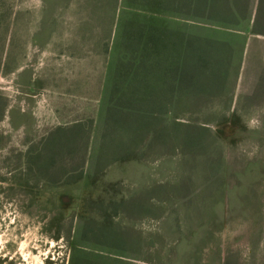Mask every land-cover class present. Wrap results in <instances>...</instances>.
Returning a JSON list of instances; mask_svg holds the SVG:
<instances>
[{
	"label": "rangeland",
	"instance_id": "374dc122",
	"mask_svg": "<svg viewBox=\"0 0 264 264\" xmlns=\"http://www.w3.org/2000/svg\"><path fill=\"white\" fill-rule=\"evenodd\" d=\"M153 1L0 0V264H264V36L251 23L227 29L146 6ZM184 35L218 40L224 70L181 87L137 156L100 174L85 160L59 183L39 170L40 155L79 163L69 138L53 145V128L39 127L54 121L41 69L51 75L59 60L70 72H107L108 113L124 79L146 74L136 69L142 57L170 66ZM151 69L169 90L178 84ZM107 113L102 100L93 160L104 156ZM189 126L200 135L192 147Z\"/></svg>",
	"mask_w": 264,
	"mask_h": 264
},
{
	"label": "trees",
	"instance_id": "16d2710c",
	"mask_svg": "<svg viewBox=\"0 0 264 264\" xmlns=\"http://www.w3.org/2000/svg\"><path fill=\"white\" fill-rule=\"evenodd\" d=\"M146 6L157 7L156 9L160 11L172 13L185 20L227 29H235L251 23V32L264 36V0H158ZM184 41V51L170 66H163L162 61H156L150 66L148 62L150 54H147L136 65V69L143 70L146 74L140 77L135 73L132 77L124 79L128 85L127 92L108 108L106 127L101 135L103 139L101 152L104 156L91 159L94 161L92 166L95 173H102L111 163L131 160L135 155L137 156L136 142H139V139L142 143L145 141L150 130H153L152 126L168 112L166 106L168 107L178 92L181 93V87L194 91L203 81V75L212 77L224 70L222 61L226 60V57L222 54L223 49L219 46L218 40L202 39L201 41L199 37L184 35ZM134 66L131 65L130 68L133 69ZM150 67L153 72L156 70L160 74L165 73L166 76L169 73L173 74L178 84L169 86L171 87L169 90L164 76L155 74L154 78L149 76ZM188 130L187 144L191 147L197 145L200 136L198 129L189 126ZM118 135L122 137L119 142L116 141ZM54 148L55 146H52V150ZM42 152L46 153L45 149H42ZM120 153V157H117L116 155ZM41 156L43 155L39 156V170H45L47 176L58 183L71 177L74 171L82 169L85 164V160L78 159V165L72 167L63 162L65 158L63 156V159L57 156L53 159ZM56 162L59 164V170L50 172L49 169ZM70 167L74 169L72 172Z\"/></svg>",
	"mask_w": 264,
	"mask_h": 264
},
{
	"label": "crops",
	"instance_id": "0c3cea01",
	"mask_svg": "<svg viewBox=\"0 0 264 264\" xmlns=\"http://www.w3.org/2000/svg\"><path fill=\"white\" fill-rule=\"evenodd\" d=\"M52 43H56L52 40ZM70 50V48H69ZM72 51V50H70ZM82 52V51H81ZM61 50L59 42L57 46L53 45V56H60ZM71 55L72 53L64 52V55ZM58 65L51 69L49 72L42 70L39 71V83L42 81V91L48 92L46 96L52 97L51 101H46L45 94L42 93V103L52 104V123L47 121L41 123L39 127H52L48 137L51 138L52 144L67 142L65 138H69L74 144L71 145V151L78 153L76 159L91 160V148L93 144L94 130L97 127L96 111L98 104H102L104 100L105 111L107 113V102L105 94L107 92V72H70L68 64L61 63L59 60ZM61 63V64H60ZM77 74V75H76ZM50 76V77H49ZM51 79V85L46 83ZM51 88L48 91L46 88ZM71 107L66 108L64 105L68 103ZM62 104V105H61ZM62 106V107H61ZM44 115V114H43ZM107 116V115H106ZM46 120V119H45ZM106 123V120H105ZM65 131V132H64ZM67 134L66 136H64ZM64 136V137H63ZM91 145V146H90ZM90 150V152H89ZM89 153V154H88Z\"/></svg>",
	"mask_w": 264,
	"mask_h": 264
},
{
	"label": "clouds",
	"instance_id": "9594fccd",
	"mask_svg": "<svg viewBox=\"0 0 264 264\" xmlns=\"http://www.w3.org/2000/svg\"><path fill=\"white\" fill-rule=\"evenodd\" d=\"M257 123V121L255 120V119H253L251 122H250V125L249 126H251L252 124H256Z\"/></svg>",
	"mask_w": 264,
	"mask_h": 264
},
{
	"label": "flooded vegetation",
	"instance_id": "af4514ba",
	"mask_svg": "<svg viewBox=\"0 0 264 264\" xmlns=\"http://www.w3.org/2000/svg\"><path fill=\"white\" fill-rule=\"evenodd\" d=\"M246 173H247V170H246L243 174L240 175V177H241L240 180L242 179V176H243V175H247ZM215 263H216V262H215Z\"/></svg>",
	"mask_w": 264,
	"mask_h": 264
}]
</instances>
